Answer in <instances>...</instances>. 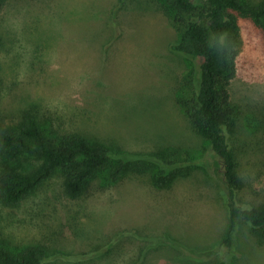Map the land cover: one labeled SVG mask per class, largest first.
<instances>
[{
  "label": "rangeland",
  "instance_id": "obj_1",
  "mask_svg": "<svg viewBox=\"0 0 264 264\" xmlns=\"http://www.w3.org/2000/svg\"><path fill=\"white\" fill-rule=\"evenodd\" d=\"M259 1V0H256ZM9 0L0 13V130L34 110L44 127L150 153L191 154L187 176L168 187L158 168L117 181L100 175L71 196L60 174L14 207L0 199V244L46 251L44 264H217L229 226L221 166L180 106L188 70L160 0ZM233 102L242 115L231 144L243 181L240 203L264 202V32L239 16ZM9 162L0 160V171ZM29 172L39 162L24 159ZM133 235L104 250L117 231ZM228 264H264V244L242 225ZM177 241L180 250L172 245ZM165 242V244H162ZM206 256L197 263L185 256ZM185 257V258H184ZM223 257V256H222ZM224 258V257H223ZM187 259V260H185Z\"/></svg>",
  "mask_w": 264,
  "mask_h": 264
},
{
  "label": "trees",
  "instance_id": "obj_2",
  "mask_svg": "<svg viewBox=\"0 0 264 264\" xmlns=\"http://www.w3.org/2000/svg\"><path fill=\"white\" fill-rule=\"evenodd\" d=\"M8 1L0 0V13ZM124 3L121 0L113 11L115 17ZM160 4L177 34L170 50L184 57L189 67L179 81L182 95L178 102L194 132L208 141L220 162L226 190L223 205L229 226L214 254L224 257L217 264H228L222 249L234 247L243 224L259 244H264V202L240 203L243 181L230 139L237 133L242 115L240 105L232 101L230 94L231 83L237 75L239 16L252 18L264 32V0H160ZM43 121L34 110H26L19 122L0 130V160L9 162L0 171V199L7 207L21 204L56 174L63 177L67 192L73 197L87 192L102 174L107 181L117 182L129 174L158 168L155 181L163 187L189 174L191 154L181 148L170 146L150 153L130 152L115 143L110 146L93 141L79 131L48 129ZM24 159H35L39 164L25 172L18 164ZM131 235L129 230H119L101 248L117 249ZM170 242H175L172 246L180 250L177 241ZM185 256L197 263H204L206 258ZM45 260L43 247L30 246L16 252L0 244V264H44Z\"/></svg>",
  "mask_w": 264,
  "mask_h": 264
}]
</instances>
